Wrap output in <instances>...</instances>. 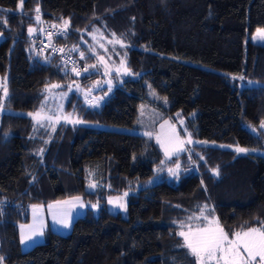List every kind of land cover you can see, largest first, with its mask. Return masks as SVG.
I'll use <instances>...</instances> for the list:
<instances>
[{
  "label": "trees",
  "instance_id": "trees-1",
  "mask_svg": "<svg viewBox=\"0 0 264 264\" xmlns=\"http://www.w3.org/2000/svg\"><path fill=\"white\" fill-rule=\"evenodd\" d=\"M42 18L71 22V34L53 39L61 52L32 41ZM263 27L264 0H0V74L8 77L6 96L0 86V264H194L179 231L184 208L199 200L230 234L263 228L264 156L194 145L168 162L179 165L177 183L147 186L163 162L155 141L103 128H135L148 104L180 114L198 139L264 150V45L252 39ZM96 32L122 42L116 59L133 75L112 73L100 107L71 96L67 110L83 124H62L53 137L38 130L25 113L40 109L47 86L89 88L101 78L73 75L64 60ZM84 51L75 57L89 65ZM131 189L128 216L111 212L108 197ZM77 196L100 211L89 209L69 234L47 229L45 242L23 250L32 206Z\"/></svg>",
  "mask_w": 264,
  "mask_h": 264
},
{
  "label": "rangeland",
  "instance_id": "rangeland-1",
  "mask_svg": "<svg viewBox=\"0 0 264 264\" xmlns=\"http://www.w3.org/2000/svg\"><path fill=\"white\" fill-rule=\"evenodd\" d=\"M258 29L264 30V27ZM257 30L253 34L252 39L254 42L264 45V37L258 34ZM31 33L33 34L34 31L32 30ZM90 36L93 40V43H89L93 55H86L90 57L92 63L83 65L81 61H79L80 70H68L73 75H78L77 73L80 75L84 72L99 73L102 75L101 78L92 82L89 88L82 87L77 83L67 88H62L61 85H59V87H52V85L58 84L49 85L46 88V97L40 109L32 113H25V115L33 118L38 130H48L51 132L50 134L52 137L62 124H83L77 114L67 110L68 101L71 99V96L77 95V98L82 100L88 107H100L109 94V91L114 87L115 80L111 76L112 73H115L116 76L120 78L133 75V72L128 68L126 59L120 53L116 59V54L118 52L115 48L118 49L117 46H119L118 44L121 42L118 43L116 40L111 41L100 32L92 33ZM3 39L4 36L0 31V43ZM76 48L81 50L80 46H76ZM84 53L86 52L84 51ZM85 68H87L88 71H84ZM7 85L8 77L0 74V86L6 89ZM105 89L108 90V93L103 92ZM3 111L4 108L1 109V112ZM38 113L39 115H37ZM47 117H52V119H47ZM57 117L59 119H57ZM77 120L81 122L76 123L75 121ZM103 128L139 133L155 141L163 154V162L156 168V175L147 183V186L165 180L169 183H177L179 180L178 167L172 166L168 162L188 152V148H192L194 145L221 147L234 151H236L237 148H244L248 151L236 152L239 154L264 156V150L258 148H248L240 145H223L217 142L198 139L193 136L188 121L180 114L169 115L163 110L148 104H141L139 122L135 128L116 126H103ZM261 128L264 130V127ZM253 132L257 133L258 131L254 129ZM176 137H178L180 141H184L183 145L179 144ZM158 139L160 141L159 143L157 142ZM181 148L183 150H180ZM169 169L172 171H169ZM139 186L140 184L137 185V187ZM96 188L97 184L94 181H90L87 184L88 191L93 192ZM135 191L136 189H131L118 195L109 196L107 200L108 209L113 213H120L124 217H127L129 214L130 197L132 194H135ZM121 204H123L124 207H120L119 205ZM89 209L99 212L101 205L98 202H91L85 200L82 196H77L64 201L51 203L48 206H32L31 222L21 225L23 250H29L35 245L45 242L44 232L47 229L55 230L61 234H69L73 230L75 220L85 215ZM213 210L214 208L210 206L206 200L195 202L194 209H192L191 206L185 207V214L180 220L181 229L179 235L181 232L196 233L198 229H204L209 226L216 227L217 225L228 233L220 223L215 212L213 213ZM261 229L264 230V227ZM228 234L229 238H233V234ZM180 237L182 238L183 244L184 238L181 235ZM184 248L187 249L186 247Z\"/></svg>",
  "mask_w": 264,
  "mask_h": 264
},
{
  "label": "snow or ice",
  "instance_id": "snow-or-ice-1",
  "mask_svg": "<svg viewBox=\"0 0 264 264\" xmlns=\"http://www.w3.org/2000/svg\"><path fill=\"white\" fill-rule=\"evenodd\" d=\"M22 2L23 0H21V7ZM35 11L39 14L40 9L36 8ZM37 19H39V15ZM65 24H67V21H65ZM31 31L32 29H29V32ZM257 31L258 34L264 37V30L258 29ZM73 71H75V68ZM84 71H88V69L85 68ZM77 74L79 75V73ZM239 79H243V77H239ZM52 87H59V85H52ZM4 94L7 95V89H5ZM47 119H52V117H47ZM57 119L59 118L57 117ZM75 122L79 123L81 121L77 120ZM261 127H264V124ZM176 140L180 145H183L184 141H180L178 137H176ZM157 142H160L159 139ZM236 151L247 152L248 150L237 148ZM169 171L172 170L169 169ZM215 174H219L218 170ZM119 206L124 207L123 204ZM180 235L184 238L181 246L189 250V255L194 257V264H264V230L261 228L249 227L246 231L235 232L233 238H229V234L218 225L198 229L196 233L181 232ZM2 259L0 257V261Z\"/></svg>",
  "mask_w": 264,
  "mask_h": 264
},
{
  "label": "built area",
  "instance_id": "built-area-1",
  "mask_svg": "<svg viewBox=\"0 0 264 264\" xmlns=\"http://www.w3.org/2000/svg\"><path fill=\"white\" fill-rule=\"evenodd\" d=\"M65 21H67V24H65ZM71 29V22L69 20L60 21L54 27V25H48L47 23H45L44 19L42 18L40 30L38 34L32 36V41L36 44L40 51L51 50L53 53H59L62 51V48L57 46L54 43L53 39H55L56 37L68 36L72 33ZM79 43V46L83 49V51L85 50L88 55H93L89 44L84 39H80ZM77 50L78 48L75 47L64 53V60L66 65H68L71 70L75 68V71L80 70V65L77 58L75 57V51Z\"/></svg>",
  "mask_w": 264,
  "mask_h": 264
},
{
  "label": "crops",
  "instance_id": "crops-1",
  "mask_svg": "<svg viewBox=\"0 0 264 264\" xmlns=\"http://www.w3.org/2000/svg\"><path fill=\"white\" fill-rule=\"evenodd\" d=\"M46 232V231H45ZM45 232H44V234H45Z\"/></svg>",
  "mask_w": 264,
  "mask_h": 264
}]
</instances>
